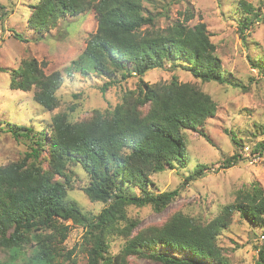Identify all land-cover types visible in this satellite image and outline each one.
<instances>
[{"label":"trees","instance_id":"obj_1","mask_svg":"<svg viewBox=\"0 0 264 264\" xmlns=\"http://www.w3.org/2000/svg\"><path fill=\"white\" fill-rule=\"evenodd\" d=\"M150 1L37 0L32 7L28 25L42 34L68 14L95 11L97 31L88 36L84 51L72 64L73 72L108 78L103 93L109 84L127 82L133 76L137 84L124 91L114 109L94 110L86 121L72 122L70 114L62 112L52 116L48 129L40 132L12 123L1 129L29 143V150L22 159L0 167V251L9 253L0 264H75L71 263L74 251L62 252L70 234L68 222L83 227L87 264H128L129 257L168 264H225L218 239L233 215L240 212L251 222L263 220L264 191L253 185L206 224L177 212L160 226L138 229L140 221L130 213L132 208L162 212L183 190L155 193L150 189L151 176L185 167L188 151L183 133H196L210 142L204 127L217 113L213 98L196 84L181 83L177 75L168 83L150 84L145 76L155 69H181L203 84L226 83L207 25L177 23L156 30L155 16L145 15L144 3ZM241 6L253 16L251 5L242 2ZM254 17L256 21L246 18L240 23L242 35L263 19L261 14ZM44 68L46 63L36 59L23 61L11 73L10 88L35 90L34 102L53 112L64 79L61 72L46 74ZM68 72L73 76L71 68ZM256 151L262 155L264 145L257 144ZM241 160V155H234L221 168L230 169ZM74 164L89 176L82 190L87 198L105 204L97 215L69 197L73 173L69 165ZM208 169L198 165L189 180L200 178ZM111 236L122 240L115 256L110 252ZM160 249L189 259L171 258ZM256 264H264V247Z\"/></svg>","mask_w":264,"mask_h":264},{"label":"rangeland","instance_id":"obj_2","mask_svg":"<svg viewBox=\"0 0 264 264\" xmlns=\"http://www.w3.org/2000/svg\"><path fill=\"white\" fill-rule=\"evenodd\" d=\"M37 0H0V167L23 158L29 143L15 140L1 129L7 123L31 127L40 132L48 129L51 118L68 112L72 122L86 121L94 110H112L121 101L125 90L134 89L136 76L127 82L109 84L108 78L96 73L83 76L72 69L86 46L87 38L98 28L96 13L62 17L48 32L38 33L28 25L32 7ZM245 2L254 9L253 16L245 11ZM145 10L155 16L156 30H164L177 23L194 27L205 23L222 60L225 84H203L189 72L155 69L144 78L150 84L168 83L177 75L181 83L196 84L209 94L217 105V113L204 127L210 142L196 133H183L187 146V164L151 176L155 193L183 189L181 196L162 212L149 207L132 208L130 213L139 219L138 229L148 225L160 226L173 214L181 212L201 224H206L221 214L227 205L236 201L239 193L251 191L258 185L264 191V151L255 152L257 144L264 145V0H151L144 3ZM262 20L252 29L241 31L240 23L246 18ZM4 17V18H3ZM3 19V20H1ZM256 21V19H255ZM149 28V27H147ZM151 29V28H149ZM36 59L46 63V74L61 72L63 84L57 93L58 107L50 112L34 102L31 92L10 88L11 73L25 60ZM71 68L73 76L69 75ZM74 109V110H71ZM239 143L236 146L231 137ZM248 148V150H247ZM241 155V161L230 169H222L226 159ZM198 165L209 169L196 180L189 176ZM71 186L69 197L83 209L97 215L105 207L91 202L82 191L90 182L79 165H69ZM136 194L139 190L131 189ZM70 234L62 252L74 251L71 263L87 264L83 227L68 222ZM113 256L120 251L122 240L109 237ZM225 264H256L259 250L264 247L263 220L251 222L240 212L232 217L230 226L218 239ZM161 254L175 259H189L173 250L160 249ZM9 258L0 251V263ZM128 264H168L160 260L129 257Z\"/></svg>","mask_w":264,"mask_h":264},{"label":"built area","instance_id":"obj_3","mask_svg":"<svg viewBox=\"0 0 264 264\" xmlns=\"http://www.w3.org/2000/svg\"><path fill=\"white\" fill-rule=\"evenodd\" d=\"M247 150H248V148H247Z\"/></svg>","mask_w":264,"mask_h":264}]
</instances>
